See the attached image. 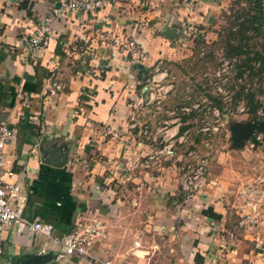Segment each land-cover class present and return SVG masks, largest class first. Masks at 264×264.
I'll use <instances>...</instances> for the list:
<instances>
[{"label":"crops","instance_id":"crops-1","mask_svg":"<svg viewBox=\"0 0 264 264\" xmlns=\"http://www.w3.org/2000/svg\"><path fill=\"white\" fill-rule=\"evenodd\" d=\"M55 1L0 0V120L13 130L4 162L25 197L23 214L49 222L55 237L70 231L78 216L94 215L105 235L90 253L116 264H261L252 240L257 235L264 241V227L226 235L237 219L236 191L250 179L247 173H210L209 185L185 201L174 196L175 163L165 162L162 173L158 167L122 168L143 141L139 124L152 120L143 108L129 126L127 85L143 81L158 57L170 59L174 51L165 28L194 19V10L209 19L228 0L204 6L199 0H121L92 12L64 13L49 24L45 45L27 49L24 39ZM115 36L138 41L148 59L131 64L112 43ZM53 69L63 88L47 96L44 85ZM188 118L179 130L191 125ZM48 150L63 151L64 164L46 163ZM1 238V264L47 251L51 259L41 264H93L77 254L55 259L59 247L22 224L3 227Z\"/></svg>","mask_w":264,"mask_h":264},{"label":"built area","instance_id":"built-area-1","mask_svg":"<svg viewBox=\"0 0 264 264\" xmlns=\"http://www.w3.org/2000/svg\"><path fill=\"white\" fill-rule=\"evenodd\" d=\"M120 1L121 0H56L41 19L40 23L35 26L28 37L24 39L25 47L31 49L45 45L47 42L46 33L48 26L56 16L78 11L92 12L115 5ZM260 3L264 8V0H260ZM111 41L119 51L128 55L131 64H140L148 59V53L144 47L138 41L130 37L115 36L111 38ZM235 61V57L227 58L224 61V67L215 73L216 78L221 81L222 85L228 78V76H224V73L229 71L230 74H235V71L232 70V65ZM160 63V59L155 60V64H153L154 73L151 74L150 77L145 78L143 81L134 80L127 85L130 91L128 100L131 107L129 113V126L132 128L137 124V114L141 112L144 105L153 101L159 103L160 91H157L156 94L150 90V85H157L154 84V82H158L166 76V70L163 68L162 71L157 73ZM225 67L228 69L227 71H225ZM142 85L148 86L144 97L136 91L137 88ZM62 88L63 81L60 72L57 69L51 70L44 85V93L47 96H54L61 91ZM218 97L222 102L224 101L222 96L220 97L218 95ZM182 109L186 114H189L195 109V106L182 107ZM222 109V107H218L217 105H213L210 108V113L216 116L213 118L215 122H219L223 113ZM240 110H244V108L242 107ZM206 112H203L204 116L202 121H204L206 117ZM256 114L263 115L260 109L256 110ZM145 123L146 122L139 124V132L142 135H146V139H149V143L146 145L142 140L137 142L139 151L134 155L132 160H126L122 167L123 170H134L136 168L140 170L152 169L158 167L161 162L165 160H171V162L175 164L178 163V191L185 201L191 200L197 192L205 189L209 185L206 153L197 155L193 150H188L185 154H177L174 152L173 146L175 141L178 143L185 142L188 137V128L183 130L177 128L180 124L179 122L168 128L166 127L168 124L164 122L166 125L163 126L162 130L156 128L152 133L150 132L149 135H147L149 133H147L148 123ZM207 124L208 122H205V126L199 127L198 130L204 133L208 129ZM12 131V128L6 121L0 120V255L2 228L5 226L22 224L30 231L34 232L35 235L51 239L54 244L59 247V250H57L55 254V259L61 258L64 255L77 254L88 257L93 264H116L109 257L100 258L90 253V247L93 242L101 240L105 235L103 222L94 215H89L84 218L78 216L70 231L59 237H55L52 233L53 227L49 222L29 220L23 214L25 197L19 194V184L13 178L12 170L7 168L4 162V147L10 140ZM108 132V128H104V135L108 134ZM256 133L255 136L252 134L251 137L246 139H250V147L258 142L261 139L260 136L263 134V132ZM110 136L114 137L115 134H111ZM205 143L207 144L206 141ZM157 144H161V147H158ZM123 176H127V174L124 173ZM236 198L238 201L234 204L233 208L237 214V219L231 230L226 234L227 238H233L237 232L250 233L254 231L253 233H255V231L264 227V222L262 221L264 216V174L246 180L245 183L238 187ZM252 241L253 248L256 250L255 255L260 258L261 264H264V241L257 235H254Z\"/></svg>","mask_w":264,"mask_h":264},{"label":"rangeland","instance_id":"rangeland-1","mask_svg":"<svg viewBox=\"0 0 264 264\" xmlns=\"http://www.w3.org/2000/svg\"><path fill=\"white\" fill-rule=\"evenodd\" d=\"M199 1V5H203L202 2L207 0ZM192 2L194 3V1ZM205 4L207 3L205 2ZM243 6H246L243 0H228L226 6L216 9L219 11L213 12L209 19L204 18L200 11L194 10V19H190L182 25L176 24L165 28L171 29L173 32L169 38L174 53L169 54L170 59H167L166 56L157 58L161 60L157 73L162 71V68L166 70V76L158 82H154L157 85H150L151 91L156 94L157 91H160L159 103L153 101L144 105V110L147 112L145 115H149L152 119L150 120L152 123L146 121L148 123L147 133L149 132L147 135L156 128L162 130L166 125L164 122L168 124L167 128L179 122L177 127L179 128L183 118L190 116L192 123L188 127L187 140L181 143L175 141L173 150L177 154H185L188 150H193L197 155L206 153L208 177L210 173H219L224 169L240 174L247 173L250 178L264 174V131L260 136L261 139L251 147L249 146L250 139H248L238 148L232 146L229 132V127L237 122L244 123L254 119L264 121V115L247 112L245 104V94L253 91L264 108V79L257 74H250L247 69L243 70L241 75H237L236 66L241 62L243 55L226 54V30L229 27V20H231L228 15L229 8H231L230 11L237 12ZM246 35L250 36L247 40L248 47H260V38L253 36L251 31H247ZM234 57L236 61L232 65V70L235 71V74H230L225 67L227 72L224 73V76H228V78L222 85L215 73L224 67V61L227 58ZM153 64L155 61L145 72L144 79L154 73ZM136 91L139 92V88ZM218 95L224 98L223 102L218 99ZM171 100L173 104L166 105ZM192 105L195 106V109L186 114L182 107H191ZM213 105L223 108L219 122H215L213 118L216 116L210 113V108ZM261 106L258 107V110L260 109L263 113ZM242 107L244 110H240ZM152 109L154 113H152ZM203 112H206L204 121H202ZM155 114L163 116L157 118ZM205 122H208V129L203 133L198 129L205 126ZM253 134L255 136L257 133ZM142 136L147 145L149 139H146V135ZM157 146L161 147V144H157ZM165 162H171V160L161 162L158 166L160 168L158 173L163 172ZM175 165L176 174H178L179 165L178 163ZM147 170L152 169H146L145 172ZM171 176L175 178V175ZM242 184L243 182L239 186ZM164 196L160 198L167 202L168 199ZM174 196L179 198L178 188ZM39 242L42 243V239ZM49 246H52L50 242Z\"/></svg>","mask_w":264,"mask_h":264},{"label":"trees","instance_id":"trees-1","mask_svg":"<svg viewBox=\"0 0 264 264\" xmlns=\"http://www.w3.org/2000/svg\"><path fill=\"white\" fill-rule=\"evenodd\" d=\"M243 1L246 6H243L239 11L233 12L229 8L228 15L231 20H229V27L226 30V54L243 55L241 62L236 66L237 75H241L243 70L247 69L250 74H257L264 79V8L261 6L260 0ZM247 31H251L253 36L261 39L260 47H248L247 40L250 36L246 35ZM3 96L0 84V97ZM216 103L218 104L217 101ZM245 104L247 112L252 114H256V110L261 106L253 91L245 94ZM261 108L263 107L261 106Z\"/></svg>","mask_w":264,"mask_h":264},{"label":"water","instance_id":"water-1","mask_svg":"<svg viewBox=\"0 0 264 264\" xmlns=\"http://www.w3.org/2000/svg\"><path fill=\"white\" fill-rule=\"evenodd\" d=\"M264 33V28H263ZM164 36H171L173 32L171 29H165L162 31ZM148 86H144L141 90V95L144 97L145 92ZM264 131V121L258 120H250L247 122H237L229 127L230 139L232 141V146L235 148L241 147L244 141L250 137L254 132H263ZM49 157L44 161L53 166H62L66 161L65 153L60 150H48ZM51 259L50 252L42 253V254H33L31 256H27L21 262H17L16 264H41L45 260Z\"/></svg>","mask_w":264,"mask_h":264}]
</instances>
